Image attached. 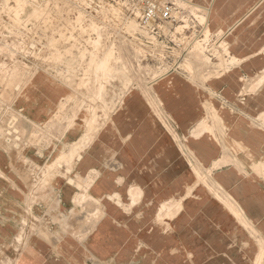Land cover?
Returning <instances> with one entry per match:
<instances>
[{"label":"crops","instance_id":"0c3cea01","mask_svg":"<svg viewBox=\"0 0 264 264\" xmlns=\"http://www.w3.org/2000/svg\"><path fill=\"white\" fill-rule=\"evenodd\" d=\"M187 1L227 47L208 79L98 118L63 71L0 93V264H264V0Z\"/></svg>","mask_w":264,"mask_h":264},{"label":"rangeland","instance_id":"374dc122","mask_svg":"<svg viewBox=\"0 0 264 264\" xmlns=\"http://www.w3.org/2000/svg\"><path fill=\"white\" fill-rule=\"evenodd\" d=\"M146 1L0 0L4 102L34 73L60 78L63 71L64 79H78L76 106L87 109V118H98L108 108L100 107L97 114L92 105L104 104L105 91L115 92L118 100L169 72L205 80L208 68L226 67V44L208 32L203 11L187 0H174L178 21H157L152 30L141 21Z\"/></svg>","mask_w":264,"mask_h":264},{"label":"built area","instance_id":"2783aa9c","mask_svg":"<svg viewBox=\"0 0 264 264\" xmlns=\"http://www.w3.org/2000/svg\"><path fill=\"white\" fill-rule=\"evenodd\" d=\"M178 16L179 9L174 0H147L142 12L141 21L147 26V28L155 30L153 24L157 21L175 23L178 21Z\"/></svg>","mask_w":264,"mask_h":264}]
</instances>
